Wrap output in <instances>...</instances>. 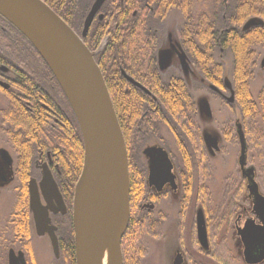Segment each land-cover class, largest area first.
I'll list each match as a JSON object with an SVG mask.
<instances>
[{
  "label": "trees",
  "instance_id": "1",
  "mask_svg": "<svg viewBox=\"0 0 264 264\" xmlns=\"http://www.w3.org/2000/svg\"><path fill=\"white\" fill-rule=\"evenodd\" d=\"M43 1L77 34L81 33L92 0ZM228 1L210 0V3H201L200 0V6L196 7L200 10H195L192 8V0H105L98 12L101 18L98 14L94 17L83 37V42L88 49L96 52L94 59L103 74L125 136L129 167L130 216L121 241L123 264H140L143 256L138 245L145 230L142 227L138 204L143 199L144 167L140 151L145 140L150 136L161 137L164 130H170L176 141H186V145H183V142L177 145L180 156L190 157L195 148L192 143L195 137L192 135L194 131L196 136L198 127L195 121L196 113L192 94L174 68H170L165 73H160L157 68V48L162 44L161 35L165 31L167 13L174 7L183 12L184 19L188 22H191V14L197 18L203 15L208 18L198 24L199 29L195 33L198 34L197 38L192 37L193 35L187 36L182 32L184 37L181 36V41L188 58L194 62L205 78L210 79L213 71L208 61L206 63L197 51L191 52L190 45L196 42L202 46L203 42H207L210 50H216L217 47L235 50L239 43L237 39L239 31L236 30L239 29L235 28L236 30L229 34L221 33L225 27L231 26L238 11L237 0H234L232 5ZM228 5L232 8L230 9ZM0 21V27L16 31L1 16ZM217 23L219 25L214 26ZM3 36L5 37L1 39L7 41L8 49L0 46V60L22 62L25 74L22 73L23 77L20 79L24 97L36 109L33 129L26 131L27 136L24 137L26 139L24 143L21 142L22 149L27 154L26 160L30 157V148L33 151L32 154L38 150L53 149L54 156L60 159L63 166V173L58 182L65 196L69 198L82 162V140L78 123L57 81L29 41L21 34H19L18 41L12 39L7 33H3ZM104 40H106L105 44L100 49ZM233 62V66L238 68L240 63H237L235 56ZM122 69L140 82L149 93L128 83L121 73ZM237 74L240 76V73L237 72ZM246 74L250 75V73ZM231 78L235 83L238 77L233 73ZM241 84H239L240 89L236 84L237 101L235 104L237 103L246 114L249 108L245 104L250 100L246 96L247 93H244L246 88L243 80ZM40 103H43L47 109ZM58 123L63 124L59 134L55 129L49 128ZM54 145L57 147H53ZM180 167L184 176L189 177L191 164L186 160ZM22 202L24 203V200L22 201L21 198L19 204L21 218L14 221L15 231L28 237L29 227L27 219L22 214ZM61 233L65 264H74L72 229L67 225V227H62Z\"/></svg>",
  "mask_w": 264,
  "mask_h": 264
},
{
  "label": "flooded vegetation",
  "instance_id": "2",
  "mask_svg": "<svg viewBox=\"0 0 264 264\" xmlns=\"http://www.w3.org/2000/svg\"><path fill=\"white\" fill-rule=\"evenodd\" d=\"M103 0L100 6L97 9L95 16L98 14V17L101 18V14L98 13L99 9L102 5ZM252 1V0H251ZM250 0H237L238 2V11L240 6L248 5ZM259 2H264V0H257ZM90 10V9H89ZM237 11V12H238ZM246 12V18L240 21L241 25L239 27V32L237 39L243 40L244 37V46H248V42H250V50L247 55H251V61L246 59L247 56L243 58V62L246 64H250V67L259 68L264 70V66L261 64L264 54H262L258 60L253 59V55L257 54L254 49L253 45H262L264 46V11H260L257 7L253 4V2L248 5ZM244 14H241L242 16ZM94 16V17H95ZM239 16V17H240ZM248 20H254L255 22L250 26L245 28L246 23ZM1 22V21H0ZM3 31L4 29L2 26L0 27ZM12 31V30H11ZM6 32V31H4ZM8 35L9 32H6ZM240 43V42H239ZM220 50H224V47H219ZM248 48V47H247ZM168 51L170 55L169 63L165 67H161L158 59L159 52ZM190 51L196 52L197 47L195 44L190 45ZM184 53L186 57V67L184 68L180 61V53ZM259 55V54H258ZM177 58V60L175 59ZM210 58H205L206 63L210 62ZM9 63L14 64L15 62L10 61ZM157 68L160 73L167 72L170 68H174L177 74L182 78V82L187 87L188 91L192 94L190 89L188 88V84L193 83V87L197 88L200 87L201 84H206L208 89L212 94L215 96L223 99L230 107L239 109V116L234 120V134L232 137L236 140L239 151L237 154V174L240 179V182L237 184L233 194L234 196L237 194V198H235L234 202L230 206H225V216L228 220V226L231 228V239L233 244L235 245L236 255L244 261V250H245V243L246 237L243 239L244 232L242 229L245 227V224L248 222V228L246 230V234L252 229H254L257 225L260 224V218L256 214L254 210V203H253V196L249 190V178L248 175L256 182L258 186V190L261 194H264V189L261 187V177L259 175L258 169V162H259V154H260V147L257 145L259 141H257L256 130L258 132L259 129L256 125L253 126H245V116H252L254 114H245L244 110L235 102L237 101V93L236 89L241 85L237 83H233L232 78L228 79L225 76L221 78L220 75H213L210 79H207L203 76L201 71L196 68L194 62H192L183 47L182 41L175 38L174 43H167L161 44L157 48ZM0 64H4L1 63ZM257 65V67H256ZM218 65H216V68ZM215 68V69H216ZM213 71V69H212ZM258 71V72H259ZM121 73L125 80L135 85L146 93L149 91L142 86V84L136 81L134 78L126 74L125 72ZM212 73V72H211ZM252 71L250 72L251 75ZM11 70L7 65H0V80H3L9 84V88L4 89L0 86V197L5 193L6 190H11L13 194L16 195V203L13 204L11 211L9 213L8 219L5 218L3 210H0V264H10V256L17 258L18 263L20 264H38L36 260L35 249L37 248L36 242L44 243L49 250V257L51 259V263L53 264H65V258L63 254V236L61 233L62 227L70 226L72 229V251L74 255V264H75V248H74V232L72 228V209H73V198H74V187L75 184L81 174L82 171V164L79 173L77 174V179L73 185V190L71 193V197L67 198L61 189V185L58 182L61 174L63 173L62 169L63 166L60 162V159L54 156L52 150L53 149H45V150H38L34 154L32 149L30 148L31 154L29 155V159L26 160V152L22 149V143H24L25 136H27V130L33 129V119L35 115V108L31 106L30 102H22L18 99V96L15 95L14 91H11L13 87L12 77L10 76ZM189 76L191 78L188 80ZM200 79H196V77ZM188 77V78H187ZM129 78V79H128ZM196 79V80H192ZM196 85V86H195ZM245 85V82H244ZM248 88V87H247ZM127 90V89H126ZM249 91V88L248 90ZM64 95V94H63ZM60 96V95H58ZM193 104L195 107V118H196V125L198 129L196 130V136L193 131V135L195 139H192L193 145H195L194 152L191 156L187 158H183L180 156L179 150L177 145H180L182 142L183 145H186V141L184 140H175L173 133L170 130H166L162 132V136H150L145 140V143L140 151L141 162L144 165V186H143V199L138 204V209L140 212V216L142 217V227L143 229H148L151 231H156L159 224L162 222L163 218L160 216H155V209L157 208V202H160L162 197H168L176 205L179 206V210L182 208L188 207L190 204H194L196 207L194 213V226L196 225V215L198 212V208H202L201 205L204 202L199 201L202 196H198L195 198H190L192 191L194 192V180L198 178V174L201 171V178L204 180L203 183H199L205 188V192L209 189L208 182L211 179V172H204L205 165H213L217 160L221 158V155L224 153V134L227 133L228 140L231 137V131L223 129L221 131L215 130L213 128H209L208 125L213 121V112L211 109L210 99L207 95H201L194 98L192 94ZM155 99V97H153ZM253 100V97L251 98ZM249 99V100H251ZM201 102L207 104L208 111H206V107L204 104L200 106ZM55 103V102H53ZM43 107L47 109L43 103H40ZM27 105L29 107H27ZM206 106V105H205ZM67 118V116L64 114ZM117 116V115H116ZM52 117V116H51ZM29 119V121H27ZM118 119V118H117ZM29 122V123H27ZM119 123V120H118ZM222 124V123H220ZM238 125L243 133L245 139V162L243 165L240 163V152H241V143L238 135ZM120 126V123H119ZM206 126V127H204ZM59 128H63V124H58ZM121 129V127H120ZM122 132V129H121ZM229 133V134H228ZM124 142L125 136L122 132ZM208 137L209 139L208 141ZM252 138H254L252 142ZM23 138V139H22ZM22 142V143H21ZM176 143V144H175ZM168 144L172 145V150L168 148ZM126 146V143H125ZM149 146H157L164 149L168 155V158L171 162V169L170 172L173 175V183L175 187L170 183V181H165L161 184V187L158 189L156 185L150 184L149 176H150V169H149V157L144 153V149ZM257 146V148H256ZM53 147H57L54 145ZM34 150V149H33ZM226 159V156H223V160ZM186 160L191 164V174L189 177H185L183 171L181 170L180 165L185 163ZM196 165V166H195ZM197 170V171H196ZM49 171L56 187L62 197V201L64 204V211L62 212L60 208L56 206V211L54 212L52 209L48 208V214L50 217V225H52L55 233L56 243H57V251L54 250L52 238L45 232L44 234L39 235L36 231L33 212L30 210V193H29V185L31 180L35 183L39 196L40 202L43 206H46L47 203L44 199L40 182L43 179L44 172ZM165 166H158L157 173L155 174V182L159 185L162 180L165 178ZM159 177L158 181L156 178ZM186 178V180H185ZM188 179V183H187ZM206 183V184H205ZM201 188L198 187V191ZM207 198L210 200V195L206 194ZM24 200L23 203V212L22 214L27 219L28 227H29V236L20 235L15 231V219L20 220L21 216L19 214L20 211V201ZM198 204V205H197ZM14 209V211H12ZM12 213V214H11ZM204 213V212H203ZM15 214V216H14ZM213 218V214H208L207 216L204 214L202 219L199 221L200 230L204 232L201 233V236L198 237V233L195 230V237L196 241L198 238L202 237L203 239L209 238V223ZM222 223L226 225V220H222ZM146 232V231H145ZM208 235V236H207ZM42 242H40V241ZM198 243V242H197ZM179 250V249H178ZM181 252V250H179ZM185 252V251H184ZM208 253V252H207ZM182 256L183 253L181 252ZM143 257V256H142ZM184 263V256L183 262ZM189 263V261H188Z\"/></svg>",
  "mask_w": 264,
  "mask_h": 264
},
{
  "label": "water",
  "instance_id": "3",
  "mask_svg": "<svg viewBox=\"0 0 264 264\" xmlns=\"http://www.w3.org/2000/svg\"><path fill=\"white\" fill-rule=\"evenodd\" d=\"M101 2L95 0L92 4L84 21L82 36L87 32ZM0 13L27 36L50 66L82 133L83 169L74 187L72 209L75 264H101L105 253L108 264H122L120 240L129 219L127 151L108 89L94 60V52L42 0H0ZM254 22L250 20L245 28ZM180 54L181 64L185 68L187 59L184 53ZM158 59L161 67H165L170 60L169 52H159ZM261 64L264 66V58ZM204 107L208 111L207 104ZM238 135L241 141L240 163L243 165L245 140L239 125ZM144 153L150 161V184L159 189L163 182L169 180L175 187L166 151L161 147L149 146ZM160 165L165 166L166 176L159 185L155 182V174ZM248 178L254 210L262 224L250 230L248 235V222L242 229L243 239L246 237L244 260L247 264H259L264 261V196L255 181L249 175ZM40 186L47 205L41 204L37 187L31 180L30 210L37 233L48 232L57 251L55 228L50 225L48 208L55 212L57 206L63 212L64 204L49 171L44 172ZM182 262L181 252L176 251L172 264ZM10 264L20 263L10 256Z\"/></svg>",
  "mask_w": 264,
  "mask_h": 264
},
{
  "label": "rangeland",
  "instance_id": "4",
  "mask_svg": "<svg viewBox=\"0 0 264 264\" xmlns=\"http://www.w3.org/2000/svg\"><path fill=\"white\" fill-rule=\"evenodd\" d=\"M209 1L210 0H201V3H210ZM94 2L95 0H92V4ZM228 2H231L232 5L234 0H229ZM252 2L258 10L264 11V2L261 1L258 3L257 0H252L251 2H248V5ZM192 4L193 9L200 10V8H196L200 6V0H192ZM248 5L240 6L236 18L232 20L231 26L225 27V29L221 30V33L229 34L232 31L239 29L241 25L240 21L242 19L244 21L246 16L249 15H246L245 12ZM229 8L231 9L232 7L229 6ZM241 14L244 15L240 16ZM207 19L206 15L197 18L194 14H191V22H188L184 19L183 12H180L174 7L171 8L165 19V31L161 35L162 45H166L169 42L174 43L175 38L181 40L182 37H184V34H181L182 32L186 33L187 36L193 35L192 37L195 36L197 38L198 34L195 33L199 29L198 24H200L202 20L206 21ZM218 25L219 24L217 23V25L215 24L214 26ZM83 27L84 22L82 29ZM3 33L6 32L0 29V46L8 49L6 44L7 41L2 40V37H5L3 36ZM242 39L244 40V37H242ZM243 40L239 39L240 43H238V46L234 51H231L226 47L223 48L224 50H220L219 47H217L216 50H210L207 42H203L202 46L196 42H194V44L197 47V52L200 53V56L203 59L206 57L209 58L211 55L208 65L213 69L215 75H220L221 78L225 76L226 78L231 79V75L234 73V76L238 77L237 83L241 84L243 80L245 82L246 90L249 88V91H245L244 93H247L246 96L249 99L253 97V100L251 99L248 101V105L245 104V106L249 108L246 114L254 115L245 116L244 122L245 126L248 127L256 125L260 131L258 132L256 130L255 133L257 135V141H259L257 145H259L261 149L257 170L261 177V187L264 189V70L260 69L259 71L257 65V68H254L250 67V64H243V58L245 56H247L246 59L248 61H251V55H247L250 50V42L247 43L249 44L248 46H244ZM103 44L104 42L100 49L103 47ZM253 46V50L257 52V54L253 55L255 61L264 54V46ZM234 56L236 57L237 63H240L238 68H235L232 64L234 63ZM175 59L177 60V58ZM13 62L18 63L17 60H13ZM216 65H218L217 68ZM251 71V75L246 74ZM237 72L240 73V76ZM190 78L191 76H189L188 80ZM196 79L198 80L200 78L197 76ZM188 88L194 95V98L201 95H207L209 97L213 112V121L209 123L208 127L218 131H221L222 127H224L223 129L225 132L226 130L231 131V137L230 140H228L227 133L224 134V140L222 142L224 153L221 155V158L213 165L209 164L204 167V172H211V179L208 182L209 189L207 192L204 193L205 188L202 185H199V183L204 184V180L201 178V172L203 171L200 170L198 178L194 180V192L192 191L190 198L202 196L199 201L204 202V204L201 205L202 208H198L196 225L194 226V213L197 206L190 204L188 207L179 210V206L170 198L162 197L160 202H157V208L154 210L156 213L155 216L163 218L162 222L159 224L156 231L145 229V234L139 240L138 246L143 252L140 264H172L175 253L179 250H181L184 256L183 264H247L245 260H241L236 255V249L231 239V228L228 226L227 217H222L225 216V206H230L235 201L234 199L237 198L235 197L237 194L234 196L233 192L237 184L240 182L237 174L236 162L239 147L236 140L232 137L234 134L233 122L237 118L241 119L239 116V109L230 107L223 99L212 94L206 84H201L200 87L194 88L193 83H190L188 84ZM164 131L166 132V130ZM251 139L252 142L255 141L253 140L254 138L251 137ZM168 148L172 150L173 147L168 144ZM223 156H226L225 160H223ZM198 187L201 188L200 191H198ZM206 194L210 195V200L207 198ZM15 197V193L13 194L11 190H6L2 197H0V210L2 208L5 215V218L3 219H8L11 208L17 201ZM12 211H14V209ZM204 214L206 216L208 214H211L212 216L213 214V218L209 223L208 228L209 232H211L212 229V233L209 234V238L207 237L206 240L200 237L196 241L195 230L199 234L198 237L204 232L202 228L200 230L199 225V221ZM222 220H226V225L222 223ZM36 245L38 249H35V252H37L35 255L38 264H53L48 255L49 250L46 245L38 242H36ZM261 264H264V262Z\"/></svg>",
  "mask_w": 264,
  "mask_h": 264
},
{
  "label": "bare ground",
  "instance_id": "5",
  "mask_svg": "<svg viewBox=\"0 0 264 264\" xmlns=\"http://www.w3.org/2000/svg\"><path fill=\"white\" fill-rule=\"evenodd\" d=\"M0 16L1 17H3L7 22H9L14 28H15V30L16 31H11V30H9V29H6V28H3L4 29V31H7V32H9L10 34H9V36L12 38V39H14L15 41H18L19 39H18V37H20L19 36V34H21L22 36H24L28 41H29V39L27 38V36L17 27V26H15L14 24H12L8 19H6L1 13H0ZM85 19H86V17H85ZM84 19V20H85ZM63 20V19H62ZM64 21V20H63ZM250 20H248V22H249ZM65 22V21H64ZM66 23V22H65ZM90 25H91V23H90ZM90 25H89V27H90ZM89 27H88V29H89ZM88 29H87V31H88ZM105 41L106 40H104V41H102V43L104 42V44H105ZM29 43L33 46V44L29 41ZM102 43H101V45H102ZM103 44V45H104ZM12 46H10V48H11ZM34 47V46H33ZM34 49L36 50V48L34 47ZM37 51V50H36ZM37 54L39 55V57L41 58V60L43 61V63L44 64H46V66L48 67V69L50 70V72L52 73V75H53V77L55 78V80H56V77H55V75H54V73H53V71H52V69L50 68V66L46 63V61L44 60V58H43V56L37 51ZM94 54H96V52H94ZM95 56V55H94ZM95 60V59H94ZM0 62L1 63H4V64H0V65H7V66H9V68H10V70H11V74H10V76L13 78L12 79V81H13V89H12V87L10 88L11 89V91H14L15 92V95H17L18 96V99H20L22 102H29V101H27L26 99H25V97H24V90H23V88H22V85H21V82H22V80L20 79L21 77H23L22 75L23 74H25V68H24V65L22 64V62H18V63H14V64H11V63H9L10 62V60H0ZM96 62V61H95ZM96 64H97V62H96ZM98 65V64H97ZM98 67H99V65H98ZM99 69H100V67H99ZM123 70V69H122ZM100 72H101V70H100ZM122 72H124V70L122 71ZM23 73V74H22ZM22 74V75H21ZM101 74H102V72H101ZM102 77H103V74H102ZM104 79V78H103ZM106 84V83H105ZM0 86L1 87H3L4 89H7V88H9V84L7 83V82H5V81H3V80H0ZM106 87H107V85H106ZM108 89V88H107ZM66 98V97H65ZM66 100H67V102H68V104H69V107H70V109H71V111H72V113H73V115H74V117H75V119H76V116H75V113H74V111H73V109H72V107H71V105H70V103H69V101H68V99L66 98ZM76 121H77V119H76ZM58 122V121H57ZM78 123V122H77ZM59 124V123H58ZM58 124L57 125H54V126H52V127H49V128H53V129H55V131H57V133L59 134V132H60V130H62V128H59L58 127ZM78 126H79V124H78ZM79 130H80V127H79ZM80 134H81V140H82V157H81V159H82V162H81V164H82V169H83V159H84V141H83V137H82V133H81V130H80ZM245 140V139H244ZM240 143H241V141H240ZM245 149H246V145H245ZM245 153V152H244ZM127 165H128V160H127ZM143 167H144V165H143ZM82 172V171H81ZM144 173H145V171H144ZM128 177H129V167H128ZM256 183V182H255ZM263 196H264V194H262ZM262 224V222L260 221V224L259 225H261ZM258 225V226H259ZM124 235V234H123ZM123 235H122V237H123ZM122 237H121V240H120V250H121V254H122V264H123V253H122V248H121V241H122ZM141 262V261H140ZM101 264H108V260H107V255H106V253L103 255V257H102V259H101Z\"/></svg>",
  "mask_w": 264,
  "mask_h": 264
}]
</instances>
